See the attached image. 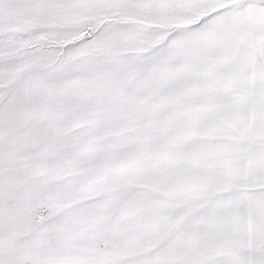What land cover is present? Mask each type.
<instances>
[{
    "label": "snow or ice",
    "instance_id": "snow-or-ice-1",
    "mask_svg": "<svg viewBox=\"0 0 264 264\" xmlns=\"http://www.w3.org/2000/svg\"><path fill=\"white\" fill-rule=\"evenodd\" d=\"M0 264H264V0H0Z\"/></svg>",
    "mask_w": 264,
    "mask_h": 264
}]
</instances>
